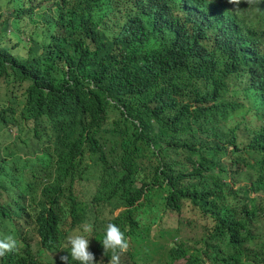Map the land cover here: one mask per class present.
Here are the masks:
<instances>
[{
    "label": "trees",
    "instance_id": "1",
    "mask_svg": "<svg viewBox=\"0 0 264 264\" xmlns=\"http://www.w3.org/2000/svg\"><path fill=\"white\" fill-rule=\"evenodd\" d=\"M54 1L66 29L50 51L22 56L0 45V62L30 83L38 139L52 157L21 168L10 159L15 151L0 146V232L17 241L0 264H53L43 254L60 251L94 213L77 193L88 155L102 163L90 203L121 210L110 223L125 234L132 259L145 260L141 248L150 242L140 211L164 191L173 212L190 202L207 223L204 246L168 248L169 264H247L246 246L264 217V0L242 3L238 13L227 0ZM190 133L195 140H183ZM240 163L241 175L250 168L255 176L228 193ZM93 227L102 240L106 228ZM94 255L99 264L103 251Z\"/></svg>",
    "mask_w": 264,
    "mask_h": 264
},
{
    "label": "rangeland",
    "instance_id": "2",
    "mask_svg": "<svg viewBox=\"0 0 264 264\" xmlns=\"http://www.w3.org/2000/svg\"><path fill=\"white\" fill-rule=\"evenodd\" d=\"M38 2L39 0H23V5L16 4L14 7L12 4H9L7 0H0V9L3 10V12L0 14V42L3 45H7L11 48H17L20 44L18 37L16 36V32H18L26 36V39L29 40V42L31 35L33 34L36 39L43 43V46H48L51 41L50 34L44 35L41 33L42 25L34 21V19L45 17L46 14L51 10V4L44 8L37 6L32 14H29L25 19L16 21V13L18 11H23L26 8H30ZM5 20L10 22V28L8 31H6L3 24V21ZM27 49L28 42L26 40H22L18 49L20 51L17 53L24 56L25 52L23 51H26ZM21 84H23V82H21ZM24 91L25 89L22 87H8V85L2 83L0 84V101L3 102L8 98V96H19L24 98ZM243 94L245 96V92H243ZM197 129L198 131L196 136L200 140L206 142L211 140L201 128L197 127ZM11 130L12 133L6 132V128H3L0 131L2 135L0 137V142H5V144H9L11 146L14 145L15 136L19 132L15 129ZM26 133L27 132H23V134ZM183 140H190L193 142L195 140L194 134L190 133L184 135ZM18 146L24 148V142L18 141ZM198 147L204 149V154H206V152H210V150L207 149V146H202L201 143L198 144ZM23 152H25L24 149ZM171 155L176 157V153L174 151H171ZM249 157L251 162L256 164L257 159L255 156ZM208 158H211V156H208ZM224 161L227 162V158H224ZM88 163L90 164V169L87 173V178L77 186V193L80 198L85 201L84 205L88 207V209H92L94 213L88 214L82 223L76 225L75 229L72 230L69 236L76 234L77 230L82 232L81 226L86 223L91 224L92 226H97L99 230H104L111 220L118 216L121 212H112L110 208H107L103 202H96L94 205L90 203L94 193L98 189V182L102 173V163L98 155H88ZM227 164L229 165V163ZM244 167V163H240L237 164L235 170H231L226 181L228 184H230L226 187L228 193H231L236 183H238V185L235 187L236 189H238L240 186L251 184V179L254 178L255 171L250 168H245V173L241 175V171L244 169ZM187 182H189L188 179ZM167 195L168 193L164 191L160 192L159 194H155L152 201L140 211L139 217L142 222V226L151 229L150 242L148 243L147 247L144 249L141 248L145 260L138 261V258L132 259L129 253V251L132 252V250L129 247L128 251L121 256L125 264H169L170 261L167 259L168 248L177 250L182 241L187 242L189 246L196 249H200L204 246L205 239L207 238V223L200 212L194 209L190 202L186 203L182 213L173 212L167 204ZM88 203H90L89 206ZM72 221L73 218L70 216L68 223L69 227H71ZM254 230L256 239L253 243L247 244L246 249L250 255V259L246 258L245 261L247 264H264V217L261 219V223L254 226ZM5 234V231L2 232V235ZM30 237L33 238L32 242L36 252H39V250L43 248L40 236H38L37 233H33V231H31ZM87 238L90 239V251H93L94 254H98L99 252L103 251L102 246H100V240L97 239V234L94 227L92 233L89 234ZM68 249L69 245L65 244L60 251L53 254L46 252L43 254V257L45 260L50 259L53 264H61L60 256H62L64 252H67ZM148 253L153 257V259L150 261H147L148 259L146 258ZM254 253L261 254L260 260L262 261L256 262ZM69 259H71L70 255ZM109 259V256L102 255L98 258V262L103 260V264H108ZM248 261L251 263H248ZM186 262L187 260H181L175 264H186Z\"/></svg>",
    "mask_w": 264,
    "mask_h": 264
},
{
    "label": "clouds",
    "instance_id": "3",
    "mask_svg": "<svg viewBox=\"0 0 264 264\" xmlns=\"http://www.w3.org/2000/svg\"><path fill=\"white\" fill-rule=\"evenodd\" d=\"M9 4H12L14 7L16 2L14 0H7ZM259 0H227V3L233 5L234 8L231 10L233 13H238L240 11V5L246 3L249 7L257 5ZM51 4V10L46 14L45 17L40 19H34L37 23L42 25V31L44 35L50 34V43L47 47L43 46V43L40 42L32 34L29 40L26 39V36L21 33L16 32L18 41L26 40L28 42V49L25 52L24 56H27L30 50L33 47H38L41 53H46L50 51L56 43L57 37L61 33L62 25L63 30L66 29L64 18L61 17L60 10L58 5L54 0H39L37 4L31 6L28 12L25 14V18L32 14L36 7H46ZM3 10L0 9V14ZM21 18V19H25ZM16 13V21H20ZM6 31L9 30L7 25H10V22L3 21ZM1 41V39H0ZM20 44L17 48H11L7 45H3L0 42L1 47H8L14 54L17 52L20 47ZM20 55V54H19ZM5 83L8 87L16 86L22 87L25 89L24 98L19 96H8L3 102L0 101V118L1 116H7V118L12 119L16 123L6 124L0 123V131L3 128H6V132L12 133L11 129L17 130L19 133L15 136L14 145L5 144V142H0L1 145H8L15 151L14 155L10 156V159L14 161L16 165H19L21 168L24 167V160L29 159H45V162L51 161L52 157L46 151L45 144L41 143L38 139V124L36 117L30 112L32 104L30 103L31 98V87L28 81H24L21 84L20 81H16V76L14 75V70L9 61L5 63L0 62V84ZM1 100V97H0ZM23 132H27L23 134ZM0 133V137H1ZM18 141L24 142V148L18 146ZM23 149L25 152H23ZM31 157V158H30ZM121 211V210H119ZM11 224V223H10ZM82 232L77 230V233L71 235L67 239V244L69 245V255L60 256L61 264H72V261L78 262V264H97L96 257L93 252L89 250L90 248V239L87 238L89 234L93 231V226L91 224H83L81 226ZM0 257H4L7 253L17 250V241L13 238L12 235L5 234L2 235L0 232ZM100 243L103 248V255L110 256L108 264H121V255L126 253L129 249V242L125 237V234L121 229L113 224L109 223L106 227L105 234L103 239L100 240ZM110 253V255H109ZM103 264V260L99 262Z\"/></svg>",
    "mask_w": 264,
    "mask_h": 264
}]
</instances>
